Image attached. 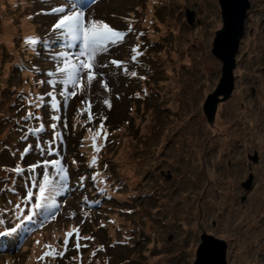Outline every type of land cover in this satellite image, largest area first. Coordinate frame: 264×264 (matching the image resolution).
<instances>
[{"label":"rangeland","instance_id":"obj_1","mask_svg":"<svg viewBox=\"0 0 264 264\" xmlns=\"http://www.w3.org/2000/svg\"><path fill=\"white\" fill-rule=\"evenodd\" d=\"M16 1L17 0H0V91L6 89L9 93V98L3 93H0V100L7 99L9 106L16 101H19V103L22 104L29 94V92L25 90V86L30 81L35 83L34 80L30 79L28 69L26 68L25 70H22L21 75L19 76L20 82L17 84H11V75H14V79H18V71L16 73L14 72L15 66L13 64H22L25 61H29L33 66L37 65V61H39L37 51L26 44V41L22 42L18 40H21L20 38L24 37V35H29L33 32H40L43 34V32L46 31V28H41L39 26L41 24L39 20L48 21L46 18H50L51 21L55 23L58 16L52 14L51 9L56 6H61V4H65L57 0L51 1L47 8V14L45 17L37 18V21L35 20L33 23V25L35 24L33 28L31 23H29V27L26 25L27 21H25V14L27 15L30 13V8L26 9L25 6H27L28 3L33 4L38 0L31 2H28V0H20L18 5H13ZM128 1L131 4L127 5L126 0L125 2L124 0H103L100 2V7L105 9L111 7L112 9H115L118 14H120L119 8L124 4L126 7L124 12H133V10L137 11V9H139L135 13L136 17L131 16V18L132 25H138L145 32L144 36H142L141 44H145L146 32L148 31L150 33L151 31V23L148 22L149 19H145V15L150 17L154 12L156 26H159L162 32L165 31V25L168 28L167 30H174L170 37L171 42H173H167L169 45V52L165 55H161V59L170 65L168 73L164 71V73L166 72V78L164 79L160 75L154 80H151V77L144 75V77H140L137 87V82L135 80H130L120 69L115 67L113 78L109 77V79H107L111 91L103 87V81L97 80L93 82L90 90L85 91L83 94H78V97L84 102L87 101V96L92 97V104L96 109H103L107 113L106 115L109 116L111 122H116L118 119V121L125 124H127L128 121L131 122V125L136 128L134 137H136L140 131L143 134L149 133L144 142V149L141 146L136 148V142L131 140L127 141L126 135L123 137L125 143L128 144L127 147L132 148V151L136 149L134 153L128 155L132 168L131 174L133 176V181L128 184L130 185L132 193H134L133 189H138L139 193H137V196L139 198L135 197L134 202L136 201L138 204L141 203L138 207H135L136 205L133 207L132 204H129L128 208H135L137 211L135 214L137 222L144 220L147 222V225L154 224L158 233L161 234L159 237H156L155 241L152 240L154 242L152 244L156 245L154 248H152L151 245H147L146 242H143L140 246L128 249L127 251H125L124 248L119 249V247L117 249H110V253L115 257V259L113 258L112 260L113 262L111 261V264H180L178 261L181 258H185L186 260L183 264L193 263L197 256L196 251L198 247L195 248L196 242L204 233V230L216 232L213 230L215 228L212 225L213 220L217 221V227L218 225H223L218 231L223 236L226 235L223 238L229 242L230 249L228 254L231 257L232 264V254L235 258L239 257V261L235 264H264V194L261 197H258V194L264 191V153L263 150L256 145V143H258L256 137L251 133H247V123H239L248 122L246 117L236 115L238 110H244L246 113L251 110L253 112H259L260 115L261 113H264V102L260 98V95H264L261 94L262 89H264V19L260 13L261 0H249L251 6L247 10L244 36L240 44L241 49L238 52L240 58L238 63L239 68L236 70L235 75V82H237L235 88L237 90L241 87L242 98L239 100L234 99L233 95L236 92L235 90L230 98L226 99V101H221V105L223 106L219 108L221 119H224L222 127L228 128L230 138H226L228 135H222L212 140L214 143L212 150L215 152V162L213 159L209 158V149L207 147L204 148L203 152L199 148L198 153L206 156L205 161L210 162L212 169H209L208 171L209 178L206 177L204 172L207 168L201 164V161H198L196 169L201 171L199 179L196 178L198 185L195 184L196 181L193 177H191V180H189L190 182L187 185H183L180 180L182 179V171L186 169V166L191 160L192 163L190 170L194 169V163L199 160V157H194L195 153H192L190 145L198 143L201 140V135L204 136L203 132H205L201 121L202 109L214 65V58L211 49L212 0H165L168 6L176 4L175 8L177 11L183 9L186 13L180 14L179 12L177 14L174 12L169 16H167L168 11L164 12L157 6H155L154 11L152 9L153 5L151 0ZM144 1L146 2L142 8L141 3ZM6 3L12 4L8 5ZM25 3H27V5ZM134 3L137 4V7L132 5ZM239 3L241 8L244 4L242 3V0H239ZM35 4L38 6L37 3ZM32 9L34 8L32 7ZM190 14L192 17H190ZM249 18H251V21H249ZM112 21L116 25L122 24L121 21L115 18H113ZM184 21L186 25H184ZM8 25H10L15 31L11 36L10 34H5V26ZM30 26H32V28ZM138 26L134 27L137 28ZM168 26L173 28L169 29ZM206 26H208L207 33L205 40L202 41L199 34H202L200 31ZM52 33L53 32H47L44 37L50 36ZM157 34L158 32L156 31V33H153L151 36L155 37ZM12 38L18 39V43L12 40ZM134 40L135 37L132 39L130 38L129 44L127 47L123 46L122 50H125L128 53V50H130L132 46H135ZM9 41L14 42L13 44H8L10 43ZM190 47L202 49L203 54H196L194 55L196 60H189L186 50L190 49ZM24 49H27L26 53L22 55L17 54ZM39 49L41 50L42 47ZM142 49L143 51L141 54H144L146 52V46H142ZM245 56H252V60L244 62L243 58ZM198 57H201V59L197 60ZM145 59H148V54H146ZM198 64L202 66L201 69ZM54 67L55 66H53V69ZM173 84H176L177 87L173 88ZM142 85L143 89L152 93V99L149 98L147 102L144 96H147L148 92L142 94L133 92L135 87L139 90ZM173 92L174 95L177 96L184 95V98L186 95L188 97V95L190 96V94L194 92L193 97L191 98L192 102L184 107V109H187L186 114L190 117L187 119L186 123L184 121H180L179 123L177 119L176 121H171L161 127L163 124L161 123V120L165 119L166 115L171 119L176 114L174 113L175 109L172 106ZM132 93L134 96H131L130 98L129 96ZM105 99L110 100V109L103 103ZM182 99L183 98L181 97L180 101L177 100L178 111L181 109ZM157 103H159V106H155ZM150 104H152L153 107H151ZM142 105L144 106L143 108H141ZM73 108L76 110V115L73 119H71V113L66 109H63L61 113H57L52 109L49 110L48 118L51 123L53 122L50 119L51 115H61V121L56 122L58 124L56 131L62 130L63 133L70 131L75 132L76 134L87 131L88 125L90 124L87 110L80 111L81 108L75 105ZM158 108H164L166 112H163ZM92 112L96 111L92 110ZM64 122H66V127H64ZM39 123L40 121L35 120L33 127H38ZM155 123H157L160 130L150 127V125L155 126ZM181 124L186 125V127L183 128V143L177 145L171 153L169 144H160L162 142L161 138H159V141L157 142L155 134L158 135L160 131H164L165 133L167 130L169 131V128L178 126L182 127ZM115 126L118 127L116 124ZM165 127H167V130L164 129ZM238 128L240 129L237 131ZM46 129H48V132L50 133L49 140H53V130L50 126ZM261 129L264 130V124L261 125ZM68 138L69 135H66L63 137V140H68ZM74 143L75 141L70 145L69 149L68 142L65 151L73 152ZM195 148L198 149V147ZM163 149H168L167 152L163 153L164 157L173 161L174 164L183 165L182 171L177 172V179L174 183L170 181L171 179L167 180L170 181L169 184H166L164 180L162 181L166 184L164 189L167 190L165 196L162 198V208H164V212H167L166 208H168V212L171 216L168 214L166 216H168L171 221L174 219L177 226L175 223L163 224L161 219H158L159 216L162 217L163 213H158L156 217H152L153 214L151 210L155 207L154 202L158 201L161 197L160 195H157L160 194L159 191L161 190L157 187V183L153 181L152 177L155 174V170L152 168L158 162H161L163 165L168 164L167 158H164L163 160L159 158L154 162L156 151H162ZM185 152L188 153V161L186 165H184V161L181 157ZM152 154H154V156H152ZM63 155L66 158L65 152ZM191 157H193V159H189ZM254 158H257V161H255ZM13 161L14 159L9 155L4 160L5 163L9 164H13ZM149 169L152 171H149ZM214 170L216 174L218 172V175L220 176L213 177ZM251 175L252 177H250ZM147 177H150L152 183H149L150 181ZM211 180L214 187H211L212 185L209 183ZM249 181L251 182V186L249 189L245 190L241 183L244 182L245 185ZM240 184L243 189L239 186L238 188L236 187ZM205 186L208 188H204ZM191 189V198H188L185 194ZM218 189L221 190V199L223 202L221 208L215 205V208L220 211L218 218L220 219V214L223 215V218L228 215L223 223H220L218 219L213 218V213L212 215H209L208 212L204 210L207 208L209 212H211L212 208L208 207L206 200L210 201L215 197L218 201V198H216V190L218 192ZM126 190L128 191V188ZM153 191L154 193H152ZM206 192H208L206 196H203ZM237 193V200L239 198L242 200H238L237 203L239 204L236 205V201H234L233 198ZM209 194L210 196H207ZM245 194H247L248 197H246ZM201 197L203 198L201 199ZM217 197L220 196L217 195ZM203 202H205V208H200L199 204L201 205ZM209 205L210 207H213L212 204ZM237 206L241 207L243 211L237 209ZM81 209L82 208H80V210ZM93 209L98 210L97 208ZM78 210L79 208H75L74 212ZM91 210L92 209L89 208V211ZM206 216L210 219H206ZM130 218H132V216L129 217L128 214L120 216L119 213H115L113 219L115 230H112V216L109 214V208H105V211L95 219V227L92 231H95L97 228L99 232L103 233L107 242L113 240L111 244L116 245L119 233L118 230L122 227V221H130ZM162 219L164 218L162 217ZM183 220H185V224L183 225L184 228L180 229L178 228L180 227L179 223ZM238 223H244L246 227L239 231L235 228ZM169 232L178 233L176 242L173 241V243H171L169 242L170 240H167V242L166 240L163 241ZM163 233L165 235L162 238ZM235 233L244 234V236H242V238H244L242 239L243 243L239 248L238 246L235 247V243L231 241L235 236ZM92 236H94V234H92ZM97 242L103 244L105 240L100 236ZM165 244L167 245V249L162 251L163 248L161 249V247ZM138 250L139 252L134 253ZM259 251L263 253H259ZM150 260L153 261L149 262Z\"/></svg>","mask_w":264,"mask_h":264},{"label":"snow or ice","instance_id":"obj_2","mask_svg":"<svg viewBox=\"0 0 264 264\" xmlns=\"http://www.w3.org/2000/svg\"><path fill=\"white\" fill-rule=\"evenodd\" d=\"M99 0H67L64 5L56 6L51 9V13L58 16L57 21L53 25L54 38L45 40L44 38L26 37V43L37 51L39 55V48L42 46L48 47V54L52 61L55 62L53 70H49L46 73L43 70L37 68V71L46 74L49 78L47 80H41V84H47L50 86V91L47 96L51 98L50 107L55 112H60L62 105L66 104L70 99L77 94H83L85 91L90 90L94 81L98 79L103 80V87L111 91L109 83L107 81L106 73L101 70L109 67V64L120 68L123 65V61L111 59L108 63L102 62V58L110 53L113 47L119 46L123 43L124 38L131 31L129 28L127 31L118 30L110 26L103 18H96V13L92 11L95 3ZM57 41L62 42V47L59 50L52 48V45ZM139 46H136L137 51ZM132 60H136V56H132ZM125 74L128 73L127 68H123ZM132 76H136L135 72L131 73ZM60 89L58 92L57 89ZM62 97L58 99L57 97ZM35 103L33 100H29V108L36 107L37 109L44 107L45 101L44 94L36 96ZM86 110L88 113V120L93 121L94 115L92 112V104L90 101H85ZM105 105L110 109L111 102L108 99L103 101ZM80 111H84L81 109ZM29 118L42 121V116H36L32 111H28L24 117L27 121ZM50 125L53 130V140H49L47 145L43 142H38L35 145V151L41 156L45 157L38 162L31 163L27 169L16 164L14 168H5V171L14 173L16 176H24L25 172L30 175L24 176L26 181L27 192L25 198L15 205L17 212L14 214L18 223L11 227L8 231L0 230V236L7 237L15 234L25 221H32L35 216L41 214V211L47 210L50 207H55L56 212H53L50 219L54 220L60 211V205L56 202V197L60 192L64 191L68 182L70 181L69 168L64 163V157L60 155V150L56 148V144L63 140L64 133L62 130L56 131L58 124L56 122L61 121V115H51ZM107 117H103L100 124V129L92 137V148L95 153H99L102 150L101 145L97 143L101 134L104 140H107L109 133L105 131L104 121ZM64 122V127H66ZM46 126L43 122L39 123L38 127L29 128L28 132L33 134L35 138L40 141L42 133L46 132ZM92 131L91 129H88ZM29 135L22 134L21 140L27 142ZM33 145L26 144V147L20 153L21 157H26L33 151ZM55 154L58 158L49 159L48 156ZM13 156L16 153H12ZM99 161L98 155H93L91 158V165H96ZM75 164V161H72ZM51 169V171H50ZM97 176L93 175L92 180L97 181ZM86 177H80L78 183L83 184ZM15 190V189H13ZM104 191V189H101ZM87 198H85L86 202ZM93 203H96L95 201ZM23 208H29V212H24ZM71 217H75L76 213L71 212ZM87 215V213H86ZM4 221L0 220V224ZM41 225L45 224L44 220H41ZM103 226V225H102ZM75 236V248L80 250L86 248L87 245H82L80 241L82 239H94L93 237H82L80 229L73 226L69 231L65 233V239L63 241L64 247L61 251L52 244H45L43 247L46 249L43 255L38 257L39 261H44L45 258H62L68 251V244L71 238ZM40 244V241H36ZM103 247V246H101ZM96 255L95 252L92 253ZM82 260V256H81Z\"/></svg>","mask_w":264,"mask_h":264},{"label":"water","instance_id":"obj_3","mask_svg":"<svg viewBox=\"0 0 264 264\" xmlns=\"http://www.w3.org/2000/svg\"><path fill=\"white\" fill-rule=\"evenodd\" d=\"M242 3L244 5L240 8L239 0H212L211 49L214 65L202 109L201 121L204 130L211 129L215 132L216 127H222L219 107L221 101L226 100L234 88L235 55L244 36L247 10L251 6L249 0H242ZM260 13L264 19V0H261ZM217 132V137L222 136L223 128ZM244 186L249 189L251 182ZM227 247L224 239L212 235L202 236L194 264H228Z\"/></svg>","mask_w":264,"mask_h":264},{"label":"trees","instance_id":"obj_4","mask_svg":"<svg viewBox=\"0 0 264 264\" xmlns=\"http://www.w3.org/2000/svg\"><path fill=\"white\" fill-rule=\"evenodd\" d=\"M151 1H152V5H153L152 6V9L154 11H155V6H157L161 10H163L164 12L168 11L167 16L171 15L174 12H176L177 14L179 12H180V14L181 13L186 14L185 11H183V9L181 11H177L176 8H175V5L176 4H173V5H169L168 6L166 4L165 0H156V1L151 0ZM145 2L146 1H144V2L141 3V5H142L141 7L142 8L144 7ZM155 4H158V5H155ZM154 18H155L154 12H153L152 15H150V17H146V20L149 19L148 22L151 23V26H150L151 27V31H153V33H156V31L158 32V34L155 37H152L151 36L148 39L147 43H146L147 50H148V59H149V62H147V64H146V65H148L147 71H146V75L148 77H151V80H154L155 78L159 77L160 75H161L162 78H164V79L166 78V72L168 73V70L170 68V65H169V63H167L166 61H163L161 59V55H165V54H167L169 52V45L167 44V42H171L170 37L172 36V34L174 32V30H171V31L167 30L168 28H167L166 25H165V31L162 32L161 31V28L159 26L158 27L156 26V23H155L156 21L154 20ZM184 25H186L185 21H184ZM168 27H169V29L170 28H173V27H170V26H168ZM164 71H166V72L164 73ZM148 83H149V80H148ZM193 94H194V92L191 93L190 96L188 95V98H192L193 97ZM172 96L173 97L176 96V95H174V92L172 93ZM181 97H182V95L180 96V98ZM180 98L178 96V99L177 100L180 101ZM153 103H154V101H153ZM183 104H184V101L182 99V105H181V111H180V113L177 112L175 114V116L173 118H171V119H169V116L166 115L165 119H162L161 120V123H163L161 125V127L163 125H166V124L170 123L171 121H176L177 118H179L178 119L179 121H182V117L185 114V113H182V115H181V112L184 109V105ZM150 106L153 107L152 104H150ZM155 106H159V103H157V105H155ZM158 109L161 110V111H163V112L164 111L166 112V110L164 108H158ZM19 115H20V109L13 110V111H9L8 114H6V118H5L8 121H5V122L2 121V122H0V130L2 129V126L5 125V135L10 136V135L13 134V132H14V126L16 127V125L14 124V121H15V118L16 119L19 118ZM9 122H10V124H9ZM131 126H133V125H131ZM154 129L160 130L159 126H157V123H155ZM164 129L167 130V127H165ZM220 129H222V127H216L215 128V130H217V131H219ZM239 129L240 128H238L237 131ZM223 130L225 132H229L228 128H224L223 127ZM135 131H136V128L133 126V127H130L126 132H124L122 134H126L127 141H129V140L134 141L137 138V137H134L135 136ZM217 131H215V134H214V132L211 129H208V130L206 129L205 132H203L204 136L201 135V137H200L201 140L199 141L202 152L204 151V148L205 147H207L208 149H210L212 147V144H213L212 140H214L215 138H217L216 134H219ZM0 132H2V131H0ZM155 136H157V142L159 141V138H161L162 142L160 144H164V143L169 144L172 141V138L170 136V130L169 131L167 130L165 133H164V131H160L158 133V135L155 134ZM134 142H136V148H137L138 147V142L137 141H134ZM127 146H128V144L125 143V140H123V139L122 140H119V141L117 140L116 143L112 146L110 152L108 150V152L106 153L105 159H104V168H106L109 172H111V174L118 175V173H120L121 170H124V171L127 170V171H129V169H123V165L128 161V160H126V157H128V155H126V148H127ZM132 150H133L132 148H129L128 154L134 153L136 151V149H134V151H132ZM159 152H160V150L156 151V154L154 153L155 154V157H157V155H158ZM192 153H195V155H197V158L199 157V160L198 161H201V164L204 165L207 168L206 171L204 172L205 173L204 175L206 177H208V171H209V169H212L211 168L212 165L210 164V162L205 161L206 160V156L204 154L203 155H201L200 153L198 154V152L196 151V148L195 149H192ZM154 154H152V156H154ZM187 159H188V157L183 158V160H187ZM189 159H193V157H191ZM213 160H216V159L213 158ZM191 163H192V160L187 165L186 169H184L182 171L181 183L183 185L189 184V182H190L189 180H191V177H193V178L196 177L197 179H199V177H200L199 174L201 173V171L200 170H197L196 167H194V169H191L190 170ZM186 164H187V162L185 163V165ZM129 167H131L130 162H129ZM213 173H214L213 177L214 176H220V175H218V172L216 174L215 170L213 171ZM209 183H210V185H212L211 187H214L213 186V183H212V180L209 181ZM241 184H242L243 188L246 190V187L244 186V182H242ZM241 184L240 185H237L236 187L237 188H238V186L241 187ZM206 187L207 186H205L204 188H206ZM211 189H213V188H211ZM211 191H209V192H211ZM216 194H218V195L221 194V190L218 189V192L216 190ZM237 196H238V193L233 198V200L236 201V205L239 204V203H237L238 200H241V198H239L237 200ZM216 198H218L217 195H216ZM221 200L222 199L218 198V201H217L215 199V197H213L210 200V204H212L213 207H210V205L208 206L209 208H212L210 214L213 213L214 214L213 218L218 219L219 221H220V219L218 218V214L220 213V211H218L217 208H215V205H217L219 208H221L222 205H223V202H221ZM212 201H214V203H212ZM158 202L159 203H158V205L156 207H157V212L160 213V212H162V209H163L162 208L163 199L160 198ZM227 216H225V218ZM141 221L144 222L143 220H141ZM145 223H147V222H145ZM221 226H223V225H220V227ZM220 227H217V228L215 227L213 230H215L216 232H214V233H216L217 235L222 236V237L226 236V235L223 236L222 234L219 233L218 230H219ZM244 227H246L244 225V223H238L235 226V228L238 229L239 231H241ZM242 236H244V234H242V233H235V236L232 238V239H235V240H232V242L235 243V247L238 246V248H239L240 245L243 243V240L242 239H244V238H242ZM236 239H238L239 244L237 243ZM226 241H227V243H229L228 240H226Z\"/></svg>","mask_w":264,"mask_h":264},{"label":"bare ground","instance_id":"obj_5","mask_svg":"<svg viewBox=\"0 0 264 264\" xmlns=\"http://www.w3.org/2000/svg\"><path fill=\"white\" fill-rule=\"evenodd\" d=\"M89 2H91V0H89ZM126 4L127 5H129V4H131L128 0H126ZM133 6H135V7H137V4H132ZM139 9H137V11H138ZM137 11H134L133 10V12L132 11H127V13L129 14V15H131V16H133V17H136V15H135V13L137 12ZM148 15H145L144 17H145V19H146V17H147ZM136 19V18H135ZM249 21H251V18H249ZM135 22H136V20H135ZM251 23V22H250ZM26 24H27V26L29 27V23L28 22H26ZM207 28H208V26H206V27H204V29H201V33L202 34H199V37L200 38H202V41H204L205 40V36H206V33H207ZM5 29H6V32H5V34L6 35H8V34H10V28H9V26H5ZM244 30H245V28H244ZM191 37H193V36H191ZM188 44H189V42H188ZM186 54H187V56H188V58H189V60H194L195 59V57H194V55H196V54H203V50L202 49H195V48H191L190 47V49H188V50H186ZM18 55H19V53H18ZM201 59V57H198L197 58V60H200ZM196 60V59H195ZM252 60V56H245L244 58H243V61L244 62H249V61H251ZM199 65V64H198ZM200 66V65H199ZM202 68V66H200V69ZM20 68L19 67H16L14 70V72H17L18 70H19ZM234 79H235V77H234ZM173 88L174 87H177V85L176 84H173V86H172ZM133 92H137V93H140V90H138L137 88H135L134 90H133ZM0 93H4V91L2 90V91H0ZM255 94H256V92H255ZM261 94H264V89H262V93ZM184 96V95H183ZM182 96V97H183ZM234 96V99L235 100H239L240 98H242V94H241V87H239L237 90H236V92H235V94L233 95ZM180 97V96H179ZM224 97V96H223ZM223 97H222V99H223ZM231 96H229L228 98H230ZM227 98V99H228ZM249 98V97H248ZM260 98H261V100H263V102H264V95H260ZM177 99H178V96L176 95V96H174L173 98H172V106L174 107V109H175V112L174 113H177L178 112V108H177V106H178V103H177ZM183 101H184V107H186V106H188L189 105V103L190 102H192V99L191 98H188L187 97V95L185 96V98L183 97ZM226 101V100H225ZM222 104V103H221ZM220 104V107L219 108H221L223 105H221ZM144 106L142 105V107L141 108H143ZM42 108V107H41ZM41 108H39V109H41ZM187 113V109H184L182 112H181V115H182V113ZM224 115V114H223ZM236 115H242L243 117H246V119H247V121L248 122H239L240 124H243V123H247V125H248V127H247V129H248V132L247 133H251L252 135H254L255 137H256V139L258 140V143H256V145L257 146H259L262 150H263V153H264V130H262L261 129V125L262 124H264V113H261V115H260V113L259 112H253V111H251V110H249L247 113H246V111H244V110H238L237 112H236ZM241 116V117H242ZM177 119H179V118H177ZM183 121L186 123V121H187V119H183ZM221 122H223L224 123V119H221ZM193 123V122H192ZM180 129V126H178V127H173L172 129H170V136H171V138H173L175 135H177V132H178V130ZM31 139H34L35 138V136L33 135V134H31L30 136H29ZM123 139V136L122 135H118L117 136V140H122ZM231 140H232V138H231ZM227 141V140H226ZM195 146L196 147H198V149H196V151L197 152H199V148L201 149V146H200V143L198 142V143H196L195 144ZM4 152V146H2V147H0V154L1 153H3ZM199 154V153H198ZM197 157V155H195V158ZM212 158H214L213 156H211ZM197 165H198V160L194 163V167H197ZM230 168V167H229ZM135 174V173H134ZM133 174V175H134ZM120 178H124V176L123 175H120ZM78 181H79V179L76 177V178H70V181L68 182V184H67V186H66V188H65V190L64 191H62V192H60L59 193V195L56 197V202L57 203H59L63 198H64V196L66 195H68V194H71L70 196H73V195H77L79 198H82L83 200H85V198H87V200H86V202H88L89 204H92L94 207L93 208H99V207H101V206H104V205H106L108 202H116L115 200H113V199H111L110 201H105V200H103V199H98V192H96V193H94L93 194V199L95 200V202L96 203H93L94 201H91L90 200V198H88V196L86 195V190H85V188H83L84 190L82 191L81 189H78V190H75L74 188H79L80 187V185L81 184H79L78 183ZM195 184H197L198 185V183H197V179H196V177H195ZM192 192V189L189 191H187L186 192V196L188 197V198H191V196H190V193ZM208 192H206L203 196H206V194H207ZM87 194H89V192H87ZM264 194V191L263 192H261L260 194H258V197H261L262 195ZM207 196H210V194L209 195H207ZM206 202L207 203H210V201H207L206 200ZM205 205V204H204ZM204 207V206H203ZM202 207V208H203ZM51 208V207H50ZM49 208V209H50ZM53 208H55V207H53ZM205 208V207H204ZM204 210H206L209 214H210V212H209V210L206 208V209H204ZM42 212V211H41ZM210 215H212V214H210ZM4 217L5 218H8V215H4ZM46 217V215H45V213H44V215L41 213L40 215H38V216H35L34 218H33V220L32 221H25V224L24 225H22L21 226V228H19L18 230H17V232L14 234V237H13V243H11V244H6V242L4 241V240H2V241H0V250L1 251H3V250H5V251H11V250H14V249H16L23 241H24V239L26 238V236H27V230H28V226H32V224H33V226L31 227L32 229L39 223V222H41V220H43L44 218ZM206 219H210L208 216H206ZM76 222V218H73L72 220H71V224H74ZM13 225V224H12ZM55 228V226L54 227H52L50 230H52V229H54ZM49 230V231H50ZM151 235H152V233H150V232H147V233H140L138 236H137V238L135 239V240H142L143 238H150L151 237ZM63 241L64 240H62V242L61 243H56V245L57 246H62V244H63ZM28 254V253H27ZM26 254V255H27ZM153 260H150L149 262H152ZM180 264H183V263H185L186 262V260H185V258H181L179 261H178Z\"/></svg>","mask_w":264,"mask_h":264},{"label":"flooded vegetation","instance_id":"obj_6","mask_svg":"<svg viewBox=\"0 0 264 264\" xmlns=\"http://www.w3.org/2000/svg\"><path fill=\"white\" fill-rule=\"evenodd\" d=\"M214 134H215V132H214ZM216 136H218V134H216ZM245 195H246V197H248L247 194H245ZM245 195H243V196H245ZM219 196H220V197H218V198L221 199V194H219ZM241 200H242V199H241ZM221 202H222V200H221ZM237 209L243 211V209H242L241 207H237ZM220 219H223V220H220V222L223 223L225 217L223 218V215L220 214ZM212 225H213V227H216V228H217V221L213 220V221H212ZM218 227H220V225H218ZM204 233H206L207 235L215 236V237L220 238V239H225V238H223L222 236H219V235H217L216 233H214V232H212V231L204 230ZM225 240H226V239H225ZM232 240H235V239H232ZM232 240H231V241H232ZM236 241H237V243L239 244L238 239H236ZM200 242H201V240H200V238H199L198 241L196 242V246H195V248H197V247L200 245ZM227 244H228V249H227V261H228V264H232L231 257H230V255L228 254V251H229V249H230V245H229V243H227ZM191 252H192V251H191ZM196 252H197V251H196ZM232 258H233V264H235L236 262L239 261V257L235 258L233 254H232ZM190 264H193V263L191 262Z\"/></svg>","mask_w":264,"mask_h":264},{"label":"clouds","instance_id":"obj_7","mask_svg":"<svg viewBox=\"0 0 264 264\" xmlns=\"http://www.w3.org/2000/svg\"><path fill=\"white\" fill-rule=\"evenodd\" d=\"M237 56H238V54L235 55V62H236V61H237V62L239 61V57H237ZM234 83H235V82H234ZM234 85H235V84H234ZM170 129H172V128H169V130H170ZM182 131H183V130H182ZM223 133H224V130H223ZM155 139H157V138H155ZM136 141H138V146H141V147H143V149H144V144H143V140H142V138L139 137L138 139H136ZM212 146H214V143L212 144ZM190 147H191V149H195L196 146L191 144ZM211 148H212V147H211ZM127 150H128V149H127ZM202 198H203V197H201V199H202ZM200 202H201V201H200ZM204 204H205V202H203L201 205L199 204V207L202 208V207L204 206ZM209 204H210V203H208V206H209ZM154 206H155V207H154L153 209L157 208L155 204H154ZM153 209H152V210H153ZM153 211H154V210H153ZM193 264H194V262H193Z\"/></svg>","mask_w":264,"mask_h":264}]
</instances>
